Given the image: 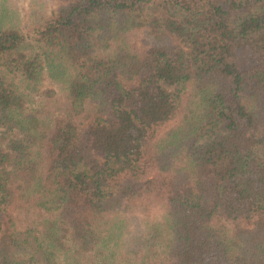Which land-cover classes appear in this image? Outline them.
Here are the masks:
<instances>
[{
  "label": "trees",
  "instance_id": "trees-1",
  "mask_svg": "<svg viewBox=\"0 0 264 264\" xmlns=\"http://www.w3.org/2000/svg\"><path fill=\"white\" fill-rule=\"evenodd\" d=\"M20 19L3 0L0 264H264V0Z\"/></svg>",
  "mask_w": 264,
  "mask_h": 264
},
{
  "label": "rangeland",
  "instance_id": "rangeland-1",
  "mask_svg": "<svg viewBox=\"0 0 264 264\" xmlns=\"http://www.w3.org/2000/svg\"><path fill=\"white\" fill-rule=\"evenodd\" d=\"M3 0H0V5ZM7 2V4L10 7L15 8L18 10V12L21 13V24L24 26V30L28 31L32 26L35 24V15L36 14H50L52 9L56 8L58 6L60 0H4ZM28 41L30 44H32V40L28 38ZM31 49V48H30ZM51 82L47 79L46 81L43 80L42 82L39 83L38 85H26L29 88H37V90L33 91L34 96H36L40 90L44 87H49ZM167 88L170 90H173V87L167 85Z\"/></svg>",
  "mask_w": 264,
  "mask_h": 264
}]
</instances>
